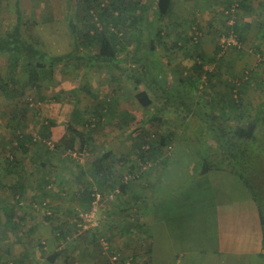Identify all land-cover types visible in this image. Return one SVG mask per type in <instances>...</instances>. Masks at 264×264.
Returning <instances> with one entry per match:
<instances>
[{
	"label": "rangeland",
	"instance_id": "obj_1",
	"mask_svg": "<svg viewBox=\"0 0 264 264\" xmlns=\"http://www.w3.org/2000/svg\"><path fill=\"white\" fill-rule=\"evenodd\" d=\"M83 1L0 0V36H6L11 31L20 15L23 35L29 42L52 55L70 54L78 47L79 40L71 33L69 17L76 15V9ZM196 1L181 4L175 18L161 20L156 14L148 20L147 15L142 29L135 23L140 31L128 28L129 21L118 19L122 31H116L123 34V37L119 36V41L125 44L120 54L123 59H128L120 66L126 71L110 67L85 74L83 69L70 70L61 65L52 75H43L36 89L31 86L23 98H13L0 91V264H111L114 255L119 256L116 264H145L150 243L145 242L140 214L132 208L141 206L144 211H150L147 208L153 203L154 195L158 197L169 188L186 183L189 187L186 189L193 187L194 183L187 178L189 172H184L187 165L194 168L195 163L180 161L182 153L198 161L208 154L212 157L211 164L218 168L240 167L238 169L250 183L264 215V168L255 158L257 151L264 147H257L256 142L248 146L251 153L248 159L245 158L249 161L247 170L246 166L214 161L213 157L220 155L217 134L208 130L198 117H186L187 111L183 108L179 110L180 107L178 112L173 108L167 109L166 100L155 97L156 92L163 93L160 86H170L171 83L166 81H160L163 85L157 81L168 72L180 89L178 95L182 94L174 101L180 102L185 97L183 100L189 102L190 96L194 98L193 105L199 109L213 98L212 94L217 90L206 77L191 80L193 84L178 82L193 74V66L200 61L196 46L202 44L208 55L215 59L207 63L205 70L213 71L215 62H233L234 78L246 79L243 86L246 89L241 95L242 107L247 110L246 117L243 116L245 119L248 118L247 113H254L255 104L264 102V47L257 49L253 42L246 40L242 42L241 51H228L220 57L218 50L220 38L227 32L232 19L234 28L237 25L241 28L250 20L252 28L249 31L258 35L257 39H261L264 46V0H254L253 11L244 10L242 0L234 16L228 15L233 0H217L213 5L205 0ZM117 14L114 12V16ZM77 24L81 29V24ZM147 24L154 32H161L160 36L154 35L160 48L154 58L146 51L149 47ZM249 31L246 33L250 34ZM197 32L201 35L195 43L193 38ZM108 35L112 36L110 31ZM138 41L143 48L139 53ZM175 43L180 44L174 46ZM186 51L191 53L190 58L185 57ZM139 56L147 69L146 82L127 71L133 68L132 63ZM156 60H160L161 68L153 63ZM20 74L19 70L13 72L9 58L0 54L2 79L9 82L12 76ZM229 79H233L232 74ZM236 83L239 87L240 83ZM170 100L173 101V98ZM22 112L25 114L22 115ZM157 113L159 121L153 120ZM124 116L133 117V120L120 129L118 126ZM182 122L187 123L186 126ZM18 124L21 134L31 140V143L26 142L25 147L17 145L14 128ZM47 129L52 133L50 140L42 136ZM171 131L174 132V139L165 148L163 156L143 164L140 159L143 143L158 147L160 139ZM106 154L111 155L110 160H122V163L115 164L113 171L116 179L113 177L114 183L110 181V184L113 183L112 193L97 203L93 212L95 221L84 222L80 214L87 211L79 200V192L85 187L101 191L103 184L107 183L95 172V162ZM173 155L177 157H174L169 169L163 168ZM12 156L24 168V181L19 180L17 175L21 168L16 169L17 174L5 169L6 159ZM82 172L84 175L81 176ZM158 175L161 178H157ZM157 179L161 182L159 194L155 189ZM233 181L227 179L223 182L220 179L219 184L214 185L217 190L224 189L228 194L234 188ZM20 183L26 187L23 194L19 192ZM243 184L247 188L245 182ZM224 190L219 191L222 194ZM233 191L234 195L238 194V189ZM127 206L132 208L126 211ZM210 219L206 225L208 230L203 231L206 234L204 242L196 244L199 247L191 244L192 251L180 258L181 264H237L228 256L211 253L217 236ZM11 223H15L16 229ZM81 225L94 227L86 234L84 229H79ZM61 229L64 235L60 234Z\"/></svg>",
	"mask_w": 264,
	"mask_h": 264
},
{
	"label": "trees",
	"instance_id": "obj_2",
	"mask_svg": "<svg viewBox=\"0 0 264 264\" xmlns=\"http://www.w3.org/2000/svg\"><path fill=\"white\" fill-rule=\"evenodd\" d=\"M241 2L242 0L238 1L239 5ZM18 4L19 3H17V5ZM157 6L158 14L161 18L165 19L168 15H170V0H158ZM80 7L76 9V15L74 17L70 15L71 17H69L68 23L71 33L77 37L79 44L72 53L67 55H52L39 48L37 45L29 42L23 35V22L20 15H18L17 23L12 27L11 31L6 36H0V54H3L9 58V66L13 72L15 70H19L21 71V74L19 76H12L9 82H5L0 75V91L7 95H12L13 98H23L31 86L35 87L36 89V84L38 80L43 78V75H52V72H54L56 67L61 65H65L70 70L83 69L85 70V74L100 72L102 70L110 69V67L126 71L120 66V63H123L128 59H123L120 54L125 49V44L121 42V40L119 41V36L123 37V34H119V32L116 31H122L119 28L118 19L123 18L124 20L129 21L127 27L130 29L139 28L135 23H138L142 28V24L144 25V16L149 11L150 6L143 5L136 0H84ZM114 12L116 14L118 13V17L114 16ZM77 22L81 24V29H78ZM110 22L113 24L109 25ZM133 22L135 25H133ZM108 25L109 29L107 28ZM146 29V31L149 32V47L146 48V51L148 53H154L157 47L156 41L153 38L151 28L148 27ZM233 29L235 30V33H237L236 35H238L237 37L239 41L242 43L244 39L238 31V25L235 26V28L233 27ZM109 31L111 32L112 36L108 35ZM112 31L114 32L112 33ZM160 34L161 33H159L158 36H160ZM141 46V42L138 41L137 53L143 51ZM79 47L83 50H80ZM196 47L198 50L199 45L197 44ZM199 60V62L196 61L194 67L197 77L199 79L206 77L212 85L215 76H217L215 73L216 68H214L211 72L205 70V66L211 61H208L204 55L200 54ZM214 61L215 59H213V62ZM132 64L133 68L127 70L129 72L128 74L131 73V75L138 77L140 81L146 82L148 75L146 73L145 67L142 65V58L140 56L137 57ZM236 82L240 83V86H242L241 89L240 86H237ZM245 84L246 79L243 81V78L239 80L233 78L226 86L232 99V105H234V108L237 110H241L242 107L241 95L243 93V86ZM160 87L163 89V86ZM149 88L152 90V92H154L151 85H149ZM165 88V92L163 93L164 95L161 96V99H164V101L166 100L165 105L167 107L169 105L170 97L173 98V101L171 100L172 103L170 105H173L175 109L181 105L184 106L189 113L194 114L196 110H193L192 105H190L189 102L184 101V98H181L180 102L174 101L176 98L182 96V94L181 96L178 95V93L180 94L178 90L175 93L172 92V94L167 93ZM236 89H238L237 92H235ZM87 93L95 98V96L89 91ZM97 107L99 109L102 108L100 105H97ZM24 114L25 113L22 112V115ZM158 115L159 113L153 117V120L159 121ZM195 115L198 118L206 121L208 128L214 131L218 136L217 150L220 155L219 159H215V161L222 160L229 165L237 164L238 166H246L244 168L247 170V164L249 161H245V158L248 159V155L251 153V150L248 148V146L252 142H256L257 147H264V107L257 112L256 117L253 120L244 121L242 120L244 117L241 116L237 123H235L234 127L228 124L231 121L230 118H226L227 116H221L216 112L206 115L204 113L202 114V112L198 109ZM132 120L133 117L124 116L121 119L118 127L123 129L124 127L128 126L129 122ZM19 129L20 126L18 124L14 128V132L17 133L15 134L17 145L25 147L26 142L31 143V140L27 138V136L21 134ZM42 136L50 140L52 133L49 129H47ZM173 137L174 132H170L168 136L162 137L158 147L151 146L148 142H144L140 148V159L143 164L152 163L156 160V158L162 157L165 148L169 143L172 142ZM145 146H147V148H145ZM27 150L28 149H26V151ZM256 154V162L261 164V167L264 168V148L257 151ZM110 156V154L100 156L99 160L95 162V172L98 178L107 181V183L103 184L102 190L100 189L101 191H98L101 193L103 199L112 193L111 190L113 189V183L116 179V174L113 171L115 164L117 162L122 163V160H117L116 162L110 160ZM253 160L255 159L253 158ZM211 162L212 161H210L209 157H205L202 160L199 169H194L195 172H192L189 180L194 182L197 176L206 175L210 171L217 169L218 167L216 165H212ZM6 163L5 169L9 171V173L17 174V172H15L16 169L21 168V172L17 175L19 180L24 181V168L18 159L15 156H12L11 158L6 159ZM228 168L241 180H243V182H245L247 187L253 193L250 183H248L244 175L241 174V170L238 169L240 167H235V165H233L229 166ZM82 175H84L83 172L81 173V176ZM113 177H115V179ZM110 181L113 183L110 184ZM25 188V184L20 183L19 192L23 194L25 192ZM94 194L95 190L89 189L88 187H85L81 192H79V200L81 201L84 210H91L93 202L96 199ZM253 195L256 200L257 198L254 193ZM258 208L264 240V215L259 204ZM11 225L12 228L16 229L15 223H11ZM79 229L81 230V228ZM90 231L91 230H87L86 234H88ZM60 234L64 235L62 229ZM92 236L95 241V236Z\"/></svg>",
	"mask_w": 264,
	"mask_h": 264
},
{
	"label": "crops",
	"instance_id": "obj_3",
	"mask_svg": "<svg viewBox=\"0 0 264 264\" xmlns=\"http://www.w3.org/2000/svg\"><path fill=\"white\" fill-rule=\"evenodd\" d=\"M136 1L140 2L143 5L150 6L149 11L144 16V20L148 19L147 15H149L148 20H150V17L153 18V16L158 14V0ZM170 1L171 13L166 17L167 19L170 17H178V14L176 13L177 9L181 7V4L184 5L190 0ZM200 1L202 2V0ZM196 2L197 1L195 0V3ZM205 2L213 5L217 2V0H205ZM243 2L245 3L244 6L242 4V8H244V10L253 11L254 6H252V4L254 3V0H243ZM160 19L165 20L161 17ZM246 22L245 25L241 28L238 25V30H241V32L239 33H241V36L244 41L249 40L253 42L252 44H254L257 49H259L260 47H264L262 46L263 41L261 39H257L258 35H252L249 31L252 28L251 21L247 20ZM148 27L150 26L147 24V28ZM247 31H249L250 34H247ZM152 33L154 38V35H158L161 32L156 33L152 30ZM179 44L180 43H175L174 46H178ZM156 46V51H154V53H149L152 54L150 55L152 56V58H154V55L157 54L158 50L160 49L158 48V43H156ZM198 49L201 55L206 56L209 61L213 62L214 57L211 58V56L208 55V50L205 48V46L201 44ZM185 53V57H191L190 52L186 51ZM156 61L157 62L153 63L157 67L161 68L162 66L160 64V60ZM215 63V73L217 74V76H215V79L213 80L212 87H214V89H216L217 91L214 92L215 94H212L213 98L210 99V101L207 100L206 102H204L202 108H199V110L202 112V114L204 113L206 115H210L211 113L216 112L221 116H227L226 118H230L231 120L228 124L230 126L232 124L234 127L235 123H237L238 119L241 118V116L246 117L245 113L247 111L246 107H241V110H237L236 108H234V105H232V99L230 97L229 91L226 87L229 81L231 80L229 79V75L232 74L233 78L235 77V65L233 64V62ZM142 65L145 67V70H147L146 66L144 64ZM194 67L195 65L192 69V75L190 74L188 77L181 78V80L178 82L190 84L195 79L199 80ZM170 76L171 75L166 72L162 76L161 80L157 81H166L169 84H172L175 81L172 80ZM157 81H155V83ZM160 83L161 85H163L162 82ZM171 84L168 87L166 85H163V93L165 92V87L167 93H175L177 92V90L180 92V89H178L174 83L172 85ZM155 92L156 91L154 90L153 93ZM163 93H156L155 97L161 99V96L164 95ZM208 95L209 94H207V96ZM170 99L171 98L169 97L168 107L166 105L165 107L167 109H175L173 105H170L172 103ZM188 99H190L189 103L190 105H192L193 110H196L194 114L189 113L187 109L181 105L176 110L178 112V109L181 107L179 110H182L183 108L184 111H187L186 117L196 116L195 113L197 112L198 108L197 106L193 105L194 98L191 99L189 96ZM262 104L264 105V102L261 103L260 101L258 102V104H255L254 113H247L248 118H244L242 120H253L256 117L257 112L260 109H263L264 106ZM199 121L205 123L207 129L210 130L206 121L201 118H199ZM182 124L186 126L187 123L182 122ZM174 157L177 156H171L170 159L172 160H170V163L168 162L167 165L163 168L169 169V165L171 164V162H173ZM205 157H209L210 159L212 158L208 154ZM193 159L190 156H187L186 153H182L180 157V161L189 162L190 164L195 163L194 168L190 165H187V169L184 172H189L187 178L192 175L193 171L195 172V168H197V170L199 169V163L202 160V158L200 161H198V159L196 158ZM215 159H219V157H213L214 161ZM197 163L198 165L196 166ZM155 171L157 170L155 169ZM158 176L159 177L157 178H161L160 175ZM220 179L223 182H226L227 179H234V188L230 189V191L232 192L229 191L227 194L224 189L220 188V191H225V193H222V195L220 191L217 190L218 187H215L214 184H219L218 181ZM193 183L194 184L191 189H186L188 187L186 186V183V185L183 184L180 187L169 188L168 191L159 194L158 190L161 186V182L157 179V185H155V189H157V193L159 194V196L157 197L156 195H154L153 203L150 205V207L147 208L150 211H144V208H141V206L136 208L127 206L125 208L126 211H129L132 208V210H136L140 214L142 221L141 226H143L144 228L143 234L146 238L145 242L148 241L150 243L147 252L148 255H146L147 260H145V264H179L180 258H184L187 253H190L192 251V249H190L191 244H195V247H199L196 244H198L199 242H204L203 237L206 234H204L203 231L206 232L208 230V228H206L208 218H211L213 220L212 229L217 236V242L215 241V245L212 246L211 253L213 255L218 256L221 254L228 256L234 259L237 264H248L249 261L251 262V264H262L264 262L263 231L261 229V220L258 204L251 190L248 187L246 188L240 178H236L235 174L228 167H223L220 169L217 168L210 171L206 175L197 176ZM234 189H238L237 195H234ZM240 189H243L241 190V194ZM190 206H195V208L190 209ZM193 239L194 241H192Z\"/></svg>",
	"mask_w": 264,
	"mask_h": 264
},
{
	"label": "built area",
	"instance_id": "obj_4",
	"mask_svg": "<svg viewBox=\"0 0 264 264\" xmlns=\"http://www.w3.org/2000/svg\"><path fill=\"white\" fill-rule=\"evenodd\" d=\"M230 5H231L229 8L230 12L228 13V15L234 16L236 11H237V7L239 6L238 0H233V4H230ZM228 24L230 26L228 27L227 32L222 34L220 41H219L218 50H219V56L220 57H222V55L227 53L228 51H233V50L241 51L242 47H243L242 43L239 41V39H238L234 29H233L234 24H235L233 19ZM199 34L200 33H198V32L196 33V36L193 38L194 39L193 42H195V43L198 42L197 40L199 39V37L201 35V34L200 35ZM237 91L238 90L236 89L235 92H237ZM94 196L96 199L93 202V206H92L91 210L87 211L85 213H84V211H82L80 214V217L82 218V220H84V222L91 223V222L95 221L93 212H95L97 203L101 202L103 200V197H102L101 193L98 192L97 190L95 191ZM83 225H81V227H79V228H81V230L84 229V231L90 230L92 227V225H90V226H83ZM94 226H96V224ZM101 243L106 245L103 240H101ZM106 249H107V247H106ZM118 260H119V256L114 255L111 258V264H116Z\"/></svg>",
	"mask_w": 264,
	"mask_h": 264
},
{
	"label": "bare ground",
	"instance_id": "obj_5",
	"mask_svg": "<svg viewBox=\"0 0 264 264\" xmlns=\"http://www.w3.org/2000/svg\"><path fill=\"white\" fill-rule=\"evenodd\" d=\"M81 221V220H80Z\"/></svg>",
	"mask_w": 264,
	"mask_h": 264
}]
</instances>
